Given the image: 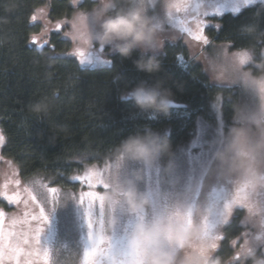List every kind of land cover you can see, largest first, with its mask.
<instances>
[{"label":"trees","instance_id":"obj_1","mask_svg":"<svg viewBox=\"0 0 264 264\" xmlns=\"http://www.w3.org/2000/svg\"><path fill=\"white\" fill-rule=\"evenodd\" d=\"M96 2L81 0L75 5L72 0H0V18L8 20L0 23V134L5 138L0 145V162L14 166L20 180L40 173L57 175L61 181L72 180L86 165L98 163L113 152L124 137L147 127L168 132L176 148L192 135L200 117L215 115L217 96L227 98L231 93L232 88L210 82L201 63L193 59L181 40L166 43L157 53L161 70L151 76L137 71L132 59L109 49L106 52L110 64L83 65L72 53L74 43L55 27L46 31L44 22L59 25L71 20L78 10L95 7ZM39 11L46 14L44 22L36 18ZM257 13L260 27L264 28V5L251 6L238 14L229 11L211 15V40L228 42L232 49L247 45L249 41L239 28ZM215 25L221 27L217 29ZM38 37L47 44L43 49H38L42 43L33 42ZM133 55L138 57L139 50ZM178 55L189 61L188 67L179 64ZM117 74L121 79L114 82ZM142 79H163L173 89L177 106L169 115L153 119L132 101L120 99L121 89L131 88ZM45 99L50 101L46 114L30 109V105ZM221 105L227 109L231 106ZM7 188L8 185L0 187L3 224L11 221L6 216L14 211L8 197L18 194L16 201L30 200L23 185L8 196ZM28 211L34 215L32 208ZM244 216L245 209L239 208L223 228L216 255L228 257L235 253L234 240L238 248L243 244L242 234L251 231L243 223Z\"/></svg>","mask_w":264,"mask_h":264},{"label":"clouds","instance_id":"obj_2","mask_svg":"<svg viewBox=\"0 0 264 264\" xmlns=\"http://www.w3.org/2000/svg\"><path fill=\"white\" fill-rule=\"evenodd\" d=\"M0 18V23H7ZM75 25L72 35L78 43L99 46L132 59L137 71L149 74L161 70L157 53L175 37L166 33L158 17L149 10V0H97L91 9H80L72 17ZM239 32L249 43L230 49L216 42L211 49L203 42H189L191 56L201 63L213 82L242 85L256 98V103H237L232 123L222 136L211 142V174L223 182H251L264 187V28L256 22L240 25ZM139 50L140 55L134 56ZM243 56V59H241ZM238 74H243V79ZM121 79L117 74L114 82ZM122 101H132L150 118L169 115L175 105V92L163 79H142L131 88L120 90ZM50 101L41 100L30 105L39 114L47 113ZM114 166L105 177L109 188L104 192L105 202H117L118 209L129 217L141 214L130 230L129 246L139 245L144 264H264V248L258 249L251 239L231 256L216 255L217 248L202 247L206 227L202 216L204 208L186 199H178L152 215V196L141 187L148 169L159 168L163 177L178 175V152L170 134L151 127L130 133L114 148ZM135 164L128 173L127 166ZM193 210L191 223L175 216ZM249 216L252 231L264 229V211L255 210ZM110 227L120 219L108 211Z\"/></svg>","mask_w":264,"mask_h":264},{"label":"snow or ice","instance_id":"obj_3","mask_svg":"<svg viewBox=\"0 0 264 264\" xmlns=\"http://www.w3.org/2000/svg\"><path fill=\"white\" fill-rule=\"evenodd\" d=\"M73 4L77 0H72ZM264 5V0H215L210 5H204L200 0H196L195 3L192 0H169L168 3L161 5L160 0H149V6L152 8L154 15L159 17L162 24H174L177 23L176 14L183 13L184 20H180L179 24L181 30L197 41L203 42L204 45H208L210 37L205 34V26L209 23L206 19L201 17H209V12L206 10L211 7L213 12L217 15H222L225 11H230L234 14L240 13L243 9L256 5ZM166 9L165 11H162ZM202 9H204L202 11ZM192 16L196 24L195 30L187 26V17ZM259 13H257L249 22H256L260 25L258 19ZM35 19V17H33ZM247 22V23H249ZM74 29L75 25L71 24ZM217 29L221 25H215ZM75 38V37H74ZM228 47V46H226ZM103 47H99L98 51L103 52ZM81 57V63H94L99 61V57L95 59L93 57H86L83 51L79 52ZM194 59V58H193ZM243 59V56H241ZM180 60L187 67V63L181 56ZM103 63H111V61H99ZM240 78H244L243 74H238ZM219 102L222 98L217 96ZM177 105L175 104L174 107ZM198 125L203 132L205 129L206 134L198 135L191 143L187 150L180 149L179 160H183L187 164L189 172V182L186 185L175 187L168 184H162L159 179L155 184L152 182V174L155 172L159 177L160 169H148L146 175L148 177L141 187H145L152 196V215H156L161 209L168 207L172 201L178 199H186L194 205L202 206L204 208V215L202 216L203 223L206 227L205 237L202 241V247L219 248V241L222 239L217 234L218 228L228 222L229 217L233 214L234 206H240L246 210H249V216L255 214V210L264 211V187L255 186L251 182L234 183L233 181L223 182L216 176L211 174V141L219 136H222L224 129L226 128L223 117L217 110L216 122L213 126H207L204 121L199 120ZM4 136L0 134V145L4 143ZM192 149H198L199 151L193 155ZM119 167V159L116 161L109 160L103 164L102 168L92 166L86 168L82 175H76L72 177V180L84 183L88 186V191H81L79 193V201L86 204L87 224H88V239L90 243L85 247L83 252L82 264H144L143 251L139 245L129 246V232L136 220L144 219L141 214H137L136 217H130L125 227L124 236L114 239L112 235H97L94 230V225H99V232L103 233L105 230V215L106 210L115 213L117 211V202H113L110 206L106 204L104 192L109 188V184L106 182L105 177L111 173L112 168ZM135 164L127 166V168L135 167ZM182 167L180 164L179 169ZM199 171V178L196 180L195 187L192 186V179L196 171ZM205 181H209L215 185L211 191L205 192ZM233 184L235 189L233 190ZM97 186H102L105 191L96 190ZM48 191L53 197L58 193L57 188H50ZM6 195V194H4ZM9 200L18 199L16 197H8ZM35 199V197H33ZM98 206L99 212L95 214V208ZM175 216L184 220L185 224L191 223L193 210L189 209L184 213H180L178 210L173 213ZM4 211L0 209V264H3L5 258V249H7L8 259L14 260L15 264H19L20 257L23 256H37L42 255L43 264H52V253L50 249L44 248L43 252L37 248L36 250H26L22 245H28L29 249L32 248L33 243L35 245L41 244L42 227H37L34 230V235L31 237H24L21 239L19 233L14 230H10L5 235L3 228ZM249 216H246L248 221ZM49 217L45 214L44 208L41 207L39 215H32L31 221L39 223L48 222ZM17 221H13L15 225ZM243 244L239 248H243L244 243L249 239L257 246L258 249L264 248V229L259 231V234L253 232H244ZM7 241V243H5ZM235 243V240L233 241ZM239 260V256L237 258ZM28 264H32L28 261Z\"/></svg>","mask_w":264,"mask_h":264},{"label":"rangeland","instance_id":"obj_4","mask_svg":"<svg viewBox=\"0 0 264 264\" xmlns=\"http://www.w3.org/2000/svg\"><path fill=\"white\" fill-rule=\"evenodd\" d=\"M80 1L81 0H77L75 5H78ZM168 2L169 0H160L161 5L166 4ZM172 2H175V0H172ZM192 2L195 3L196 0H192ZM200 2L204 5H208L209 1L200 0ZM208 9L209 7L206 9L209 12ZM149 10L151 11L152 14H154L150 6H149ZM203 10L204 9H202V11ZM162 11L166 12V9L162 8ZM211 15H209V17H206V18L201 17V19H206L207 21H209V23L205 26V34L208 36H209L208 28L210 27L212 21L214 20ZM45 17H46V14H44L42 11H39L36 15L37 20H40L43 22H44ZM184 19H185L184 14L178 13L176 14L177 23L162 24V27L166 33H169L175 37L174 39H170L168 42H177L181 40L185 43V45L187 46L190 52L189 42H199V41L195 40L193 37H191L190 35H188L187 33L181 30L179 21L184 20ZM71 20L63 21L59 25H55V26L48 25L46 22H44L45 27H49V28H45V30L50 31L53 29L51 27H59L62 25L69 27V28H54V29H57L58 31H62L64 37H66L67 39H70L74 43L75 47L72 53L76 57H78L80 61H81V57L79 55L80 51H83L86 57H93L94 59L96 57H99V61L101 59L105 61L106 59L104 58L105 57L104 49H103V52H100L98 51L99 46L90 47L85 44L77 42V40L72 35L73 29L70 23ZM187 26L195 30L196 24L192 16L187 17ZM38 39H36L37 44L43 43V40H41L42 39L41 37H38ZM215 43L216 42H213L210 38L209 44L204 45V47L207 49H211L215 45ZM220 43H223L226 46H228L230 49H232L228 42H220ZM181 56L184 58L183 55L177 56L179 64L183 66L184 68H186L184 66V63H182L180 60ZM184 61L187 63V67H188L189 61H187L185 58H184ZM84 64L89 65V63H84ZM91 64H94V63H91ZM210 82L220 87L232 88V89L230 90L231 93L228 94L227 98H224L223 94H220L219 97H221L222 99L219 102L215 100V103L213 104L214 106L213 109L215 111L213 112V114H215L214 116L210 115L211 117H207L206 119H204L203 117H200L198 119V121L199 120L204 121L207 126H213L215 124L217 110H219V114L223 117L225 121V125L227 127L228 124L232 123L234 106L237 103L247 102L250 105H254L256 103L255 96L250 91L246 90L240 84L229 85V84L213 82L211 80ZM235 87L239 89L238 90L234 89ZM223 98L225 99V101H229V102H224ZM223 103L230 104L231 105L230 109L223 108V106L221 105ZM198 121L194 129V132L192 131L191 133L192 135L184 143H181L176 147V150L178 152V160L180 156V149L187 150L190 146V143L198 135L206 134L207 130L205 129L202 132L201 128L198 125ZM198 151H199L198 149H192L193 155H195ZM109 160L114 161V151L102 157L98 163L86 165L83 168V170L77 175H82L86 168H90L92 166H97L99 168H102L103 164ZM180 164L182 165V167L178 169V175H173L167 178L163 177L161 172H160L159 177H157L155 172L153 171V174L151 177L153 184H155L156 180L159 179L162 184H168V185H172L175 187L186 185L189 182V175L191 173L189 172L187 164L184 163L183 160H179V167H180ZM129 170L130 168H125V173L127 174ZM198 178H199V171L197 170L192 179L193 188L195 187L196 180ZM61 179H59V176L57 177V175L51 176L47 173H40L32 177L25 178L24 180H20V178L18 177L17 170L14 166H12L7 161L0 162V187L2 186L6 187L8 185V188L6 190V192L8 191L7 196L10 192L11 193L17 192L16 190L21 189L23 185V187L27 190L29 197H30V200L25 201V202H22L21 199L18 201L16 200L9 201V205L13 206L14 211H12L9 215L6 216V219H10L11 221H6V223L3 224L4 226L3 228H4L5 235H6L8 231L11 230V226H13L12 230L19 233L21 236V239H23L24 237L33 236L34 230L37 227H42L43 232L41 233V244L35 245L33 243L31 249H29L28 245H22V247H24L26 250H36L38 248L41 251V253L43 252L44 248L50 249L52 253V264H82L84 249L90 243V241L88 239L89 229H88V224H87L86 204L81 203L79 201V193L81 191H88L89 188L86 184L81 183V182H77L71 179L70 180L66 179L65 181H61ZM147 179L148 177L146 175L145 181H147ZM67 181L71 182L72 184L68 183ZM11 184H16L17 187L10 186ZM214 186L215 185L211 184L209 181H205L204 191L205 192L211 191L212 187ZM53 187L59 190L55 197H53L52 194L48 191V189L53 188ZM234 189H235V184H233V190ZM96 190H99L102 192L105 191L102 188V186H97ZM33 197H35V199H33ZM41 207L44 208L45 214L49 217L48 222H44L41 224L36 221H31V223L29 224L27 221H30L32 215L29 214L28 209L32 208L33 214L39 215V211ZM236 208H242V207L234 206V210ZM94 211H95V214H98L99 212L98 206L95 208ZM112 214L118 215L120 217L118 223L110 227V217L108 215V211L106 210L104 232L100 233L99 225L98 224L94 225V230H96L97 235H106V236L112 235L114 239L124 236L125 227L130 217L125 215L123 212H121L118 209V207H117V211ZM231 216L229 217L228 221L230 220ZM246 216H247V213L245 209V216L243 219V223L246 227L251 228L249 221L245 219ZM14 220L17 221L15 225H13ZM222 227L223 225L219 226L218 231H217L218 235L221 234ZM250 232H253L252 228ZM253 233L258 235L259 231H256ZM130 234L131 233L129 232V237H130ZM5 243H7V241ZM7 257H8V253H7V249H5V258L3 260V264H15L14 260H9ZM28 261H31L32 264H43L42 255L40 257H37V256L28 257V256L22 255L20 257L19 264H28Z\"/></svg>","mask_w":264,"mask_h":264},{"label":"flooded vegetation","instance_id":"obj_5","mask_svg":"<svg viewBox=\"0 0 264 264\" xmlns=\"http://www.w3.org/2000/svg\"><path fill=\"white\" fill-rule=\"evenodd\" d=\"M209 2H208V5H210L211 3H213V2H215V0H208ZM209 12H210V15L212 14V15H217V14H215L214 12H213V10L211 9V7H209ZM225 12H229V11H225ZM224 12V13H225ZM59 27H61V26H59ZM47 28V27H46ZM55 28H58V27H55ZM106 48L104 49V55H105V61H107V55L109 54L108 52H106ZM78 58V57H77ZM79 59V58H78ZM80 60V59H79ZM100 61H104V60H100ZM96 64H102V62H97V63H95L94 62V64H91V66L92 65H96ZM83 65H85V66H90V64L89 65H87V64H84L83 63ZM239 210V208H236L234 211H233V214H232V216H231V218H230V220L225 224V225H223V227H222V229H221V234H222V230H223V228L231 221V219L236 215V212ZM249 230H250V228H248ZM233 246L235 247V249L237 250L238 249V247L237 246H239V244H238V241L236 242V244L234 243L233 244ZM241 246V245H240ZM234 263H236V264H239V260L238 259H236L235 260V262Z\"/></svg>","mask_w":264,"mask_h":264},{"label":"water","instance_id":"obj_6","mask_svg":"<svg viewBox=\"0 0 264 264\" xmlns=\"http://www.w3.org/2000/svg\"><path fill=\"white\" fill-rule=\"evenodd\" d=\"M33 42L37 43V40L34 39ZM46 45H47L46 43L40 44V45H38V49H43Z\"/></svg>","mask_w":264,"mask_h":264}]
</instances>
